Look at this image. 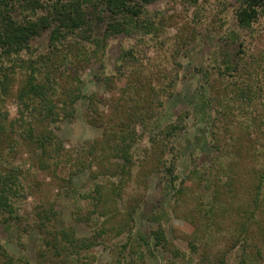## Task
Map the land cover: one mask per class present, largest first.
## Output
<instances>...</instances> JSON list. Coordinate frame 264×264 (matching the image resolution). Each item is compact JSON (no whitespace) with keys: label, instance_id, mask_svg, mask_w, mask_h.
Masks as SVG:
<instances>
[{"label":"rangeland","instance_id":"374dc122","mask_svg":"<svg viewBox=\"0 0 264 264\" xmlns=\"http://www.w3.org/2000/svg\"><path fill=\"white\" fill-rule=\"evenodd\" d=\"M236 3L148 6L154 34L108 38L68 78L39 76L52 115L39 97H18L48 35L34 54L0 61V264H264V189L251 202L264 152V16L242 29ZM125 50L133 57L117 64ZM44 131L54 159L36 148ZM101 139L108 151L94 155ZM174 154L180 191L149 167ZM158 229L162 246L140 241Z\"/></svg>","mask_w":264,"mask_h":264},{"label":"trees","instance_id":"16d2710c","mask_svg":"<svg viewBox=\"0 0 264 264\" xmlns=\"http://www.w3.org/2000/svg\"><path fill=\"white\" fill-rule=\"evenodd\" d=\"M158 1L160 0H0V61H14L21 59L24 54H34L31 50L32 43L44 34L48 35L46 52L39 53L35 60L30 57L28 64L23 66L29 72L25 86L19 91V100L23 103L39 97L45 103L47 113L52 115L51 107H48L46 101L52 88L44 81L36 82L39 76L41 74L50 75L56 71L61 74L62 78H68L72 75L69 72L72 71L71 64L76 67L84 59L89 60L87 55L96 56L97 52L104 54L105 42L108 38L130 37L137 33L154 34L157 32L155 30L157 23L154 19L147 17L146 8ZM236 2L235 17L238 26L251 30L252 25L264 16V0H236ZM182 3L184 8L185 3L190 8L198 9L199 7L198 0H182ZM92 47L96 51L91 52ZM130 51H122L116 60L117 64L128 62V59L133 57ZM226 68L229 69V67ZM239 94L242 99L244 95L241 91ZM70 106L71 102L68 105L63 104V108L67 111ZM72 111L70 109V112ZM54 116H57V112ZM45 132L41 134V137L36 138V148L46 156L45 158L54 159L52 154L50 156L49 147L53 145L55 138L51 139L47 136L50 133L46 135ZM106 133H103V136H106ZM58 145L60 148L56 147L52 150L57 156L60 155L62 147L59 142ZM129 147H131L130 144L122 147L121 159L124 166L128 164L130 167L132 156ZM107 149V142L101 139L90 151L95 155L98 152L107 153ZM158 159L159 157L148 158L149 167L160 169L163 177L168 180V187L180 191L176 189L178 176L174 174L177 154L173 155L169 164L158 162ZM257 161H259L258 164ZM252 168L254 187L251 202L259 207L264 189V152L254 160ZM0 181V186H2L4 181L1 179ZM183 181L184 179L178 181V185ZM115 193L118 194L117 191ZM7 204L8 201L3 191H0V207L5 208ZM251 211L250 215L254 217L256 211ZM150 240L154 241V246H162V231L158 229L150 232L147 237H140V241L147 246L150 245L148 243ZM1 253L8 257L4 251ZM6 259L8 264H12L10 258ZM21 264L29 263L26 261ZM239 264H254V262L243 256Z\"/></svg>","mask_w":264,"mask_h":264}]
</instances>
